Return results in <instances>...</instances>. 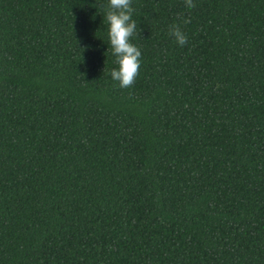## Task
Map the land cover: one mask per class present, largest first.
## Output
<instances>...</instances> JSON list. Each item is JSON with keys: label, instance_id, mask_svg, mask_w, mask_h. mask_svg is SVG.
Segmentation results:
<instances>
[{"label": "trees", "instance_id": "obj_1", "mask_svg": "<svg viewBox=\"0 0 264 264\" xmlns=\"http://www.w3.org/2000/svg\"><path fill=\"white\" fill-rule=\"evenodd\" d=\"M107 3L0 0V264H264V0Z\"/></svg>", "mask_w": 264, "mask_h": 264}, {"label": "clouds", "instance_id": "obj_2", "mask_svg": "<svg viewBox=\"0 0 264 264\" xmlns=\"http://www.w3.org/2000/svg\"><path fill=\"white\" fill-rule=\"evenodd\" d=\"M184 3L188 9L196 7L194 0H184ZM133 12L132 0H108L105 19L112 53L118 65V69L111 71V78L118 82V86L122 89L134 85L141 63L140 49L130 42L137 29L136 21L132 18ZM178 19L184 24L191 22L190 17L185 19L181 16ZM168 34L180 46L188 42L179 23L169 25Z\"/></svg>", "mask_w": 264, "mask_h": 264}]
</instances>
